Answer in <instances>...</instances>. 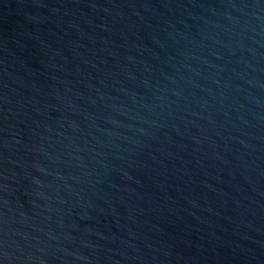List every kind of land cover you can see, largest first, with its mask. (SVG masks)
I'll list each match as a JSON object with an SVG mask.
<instances>
[{"label": "water", "instance_id": "water-1", "mask_svg": "<svg viewBox=\"0 0 264 264\" xmlns=\"http://www.w3.org/2000/svg\"><path fill=\"white\" fill-rule=\"evenodd\" d=\"M0 264H264V0H0Z\"/></svg>", "mask_w": 264, "mask_h": 264}]
</instances>
